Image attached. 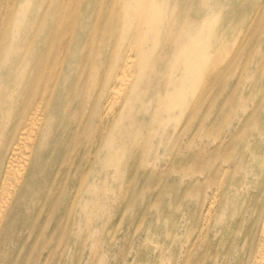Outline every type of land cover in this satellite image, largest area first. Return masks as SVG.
<instances>
[{"label":"bare ground","instance_id":"6f19581e","mask_svg":"<svg viewBox=\"0 0 264 264\" xmlns=\"http://www.w3.org/2000/svg\"><path fill=\"white\" fill-rule=\"evenodd\" d=\"M194 1L0 0V132L6 140L0 144V257L11 250L17 233L42 226L37 215L53 209L70 190L75 210L71 219L82 215L76 200L87 192L99 201L96 214L107 213L112 184L106 176L109 171L98 168L99 159L115 150L120 155L111 158L132 159L145 132L157 131L156 122L175 113L179 105L186 117H194L205 87L196 104L187 107L182 98L187 100L193 93L194 83L205 82L208 57L204 45L199 43L201 49L196 51L192 43L205 33L194 28L199 24L194 15L200 14L199 7L191 5ZM217 5L222 9L220 72L225 101H230L229 91H237L243 83L246 66L239 58L252 47L257 62L254 70L251 60L247 62L250 99L253 92L264 90V50L252 46L259 41L264 46V0H219ZM158 40L164 41L165 48L154 52ZM171 69L181 73L178 81L167 74ZM237 69L241 70L238 75ZM71 72L78 85L68 90ZM80 73L83 77L77 79ZM100 74L104 75L102 95ZM176 82L173 101L168 91ZM261 103L262 97L256 95L251 115L233 136L245 134L246 141L232 173L236 176L230 191L235 197L228 199L232 203L243 192L237 188V179L250 181L259 170L264 173V132L258 123ZM251 119L256 125L252 132H244ZM218 120L215 115L211 121ZM154 154L148 151L142 163L151 161ZM214 163L215 158L209 157L207 174L229 173ZM256 191L260 236L257 243L255 237L251 260L248 256L241 264H264V177ZM217 200L218 190H214L206 205L204 201L197 204L201 231L208 227ZM83 212L91 215L88 206Z\"/></svg>","mask_w":264,"mask_h":264},{"label":"rangeland","instance_id":"374dc122","mask_svg":"<svg viewBox=\"0 0 264 264\" xmlns=\"http://www.w3.org/2000/svg\"><path fill=\"white\" fill-rule=\"evenodd\" d=\"M217 1L197 0L191 3L199 7L200 13L194 15L199 21L194 28L205 30L192 43H196V51L200 48L199 43L204 45L202 49L208 54L205 82L194 83L193 93L187 100L182 98L187 107L193 102L196 104V97L205 87L202 106L194 117H186V113L181 111L183 105H179L175 113L166 115L169 119L165 117V120L156 122L157 131L145 132L132 159L117 161L110 157L120 155V150L113 151L108 158L102 153L104 156L99 159L98 168L104 166L109 171L106 176L112 184V195L106 202L107 213L96 214L99 201L87 192L76 200V207L81 209L82 215L71 219L75 210L71 205L73 196L70 190L60 196L59 204L57 202L53 209L37 215L42 226L15 235L14 244L9 246L11 250H6L9 254L6 251L2 254L0 264H241L248 256L251 260L252 245L255 237L257 243L260 236L261 220L256 214L255 192L264 173L259 170V174L250 181L237 179V188L243 191L242 195L237 203L228 199L235 197L230 192L232 180L236 177L232 173L246 141L245 134L234 139L233 136L240 132L242 121L251 115L256 95L262 97V103L258 104V123H261L260 132H264V90L253 92L252 97L247 98L250 95L247 81L251 72L250 62H247L251 60L253 70L257 62L251 47L246 49V56L239 58L246 66L243 83L237 91H229L230 101H225L227 95L223 92L220 72L222 9ZM106 31L99 34V38ZM157 42L154 52L165 48L163 40ZM252 46L256 50H264L261 41L258 46ZM239 73L241 70L237 69L235 74ZM167 74L177 81L181 77V73L174 74L172 69ZM74 75L71 72L69 82H73L65 86L68 90L70 86L78 85ZM103 76L100 74L98 80L100 95L103 94ZM194 76L196 81L198 73ZM79 77H83L82 73L77 75V79ZM178 86V82L169 86L173 101L176 100L174 90ZM257 88L258 84L256 91ZM215 115L219 120L212 123ZM255 125L256 120H249L243 127L244 132H252ZM4 139L0 132V144L6 142ZM152 150L157 152L155 158L142 163L143 157ZM209 157L215 158V168L225 166L229 173L207 174L206 171L211 169L207 168ZM209 179L213 180L212 183ZM214 190H218L216 211L210 217L208 227L201 231L202 219L198 220L196 206L203 201L206 205ZM85 206L89 207V217L83 212Z\"/></svg>","mask_w":264,"mask_h":264}]
</instances>
